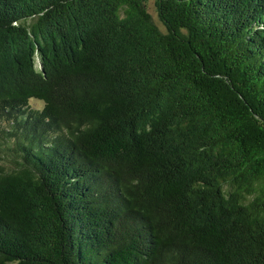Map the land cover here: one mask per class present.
I'll return each instance as SVG.
<instances>
[{
	"label": "trees",
	"instance_id": "trees-1",
	"mask_svg": "<svg viewBox=\"0 0 264 264\" xmlns=\"http://www.w3.org/2000/svg\"><path fill=\"white\" fill-rule=\"evenodd\" d=\"M155 11L0 0V264H264V0Z\"/></svg>",
	"mask_w": 264,
	"mask_h": 264
},
{
	"label": "rangeland",
	"instance_id": "rangeland-1",
	"mask_svg": "<svg viewBox=\"0 0 264 264\" xmlns=\"http://www.w3.org/2000/svg\"><path fill=\"white\" fill-rule=\"evenodd\" d=\"M146 6L148 11L151 13L154 21L161 27V24L156 16V11H155V0H146ZM32 105L39 106L38 101L36 100H31Z\"/></svg>",
	"mask_w": 264,
	"mask_h": 264
}]
</instances>
